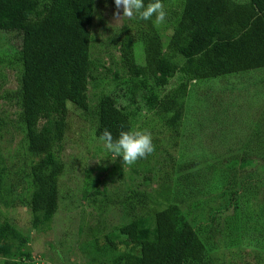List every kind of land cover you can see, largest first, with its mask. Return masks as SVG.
I'll return each instance as SVG.
<instances>
[{
  "label": "trees",
  "instance_id": "1",
  "mask_svg": "<svg viewBox=\"0 0 264 264\" xmlns=\"http://www.w3.org/2000/svg\"><path fill=\"white\" fill-rule=\"evenodd\" d=\"M95 1L0 0V33L18 39L10 54H0V83L6 80L3 70L7 69L17 82L16 88L0 97L16 106L13 116L0 117V130L9 123L21 135L15 149L6 148L13 150L9 170L18 168L15 176L25 193L19 201L31 213V226L39 233L50 230L59 211L62 176L74 177L75 172L66 169L64 152L71 133L70 111H78L89 122L97 140L105 130L114 139L121 131L177 132L189 91L197 82L205 80L206 86L220 81L224 92L232 90L229 77L264 68V0H162L166 21L158 25L154 18L129 20L111 37L112 50L104 53L107 59L93 49ZM150 2L144 0L145 5ZM137 49L142 52L141 63ZM173 78L176 83L170 85ZM90 89L96 91L95 100L89 97ZM207 96L204 93L203 99ZM142 110L148 113L145 118ZM251 126L242 151L226 159L227 164L220 161L212 166L224 173L219 187L185 179L173 183L174 174L196 169L200 154L191 161L179 160L153 136L162 160L152 166L143 158L126 165V170L116 165L110 174L118 182L139 178L135 189L121 184L123 192L119 186L111 191L108 186L113 179L100 180L101 169H82L79 187L64 194L69 212L77 214L85 205L93 209L86 218L78 212L77 228L91 245L83 252L92 255V264H204L211 260L222 264L225 256H220L216 240L223 236L231 239L223 253L239 245V254L251 247L259 258L264 257V111ZM105 154L112 153L105 149ZM170 158L165 170L164 162ZM3 161L0 151V165ZM7 167H0V173L5 174ZM149 173L159 180L151 194L146 188L139 190L152 181ZM1 189L0 203L9 206V190L5 194ZM197 195L210 205L202 225L190 221L182 208ZM114 202L120 222L109 230L104 215ZM68 219L72 227L76 219ZM30 242L3 219L1 264L31 260Z\"/></svg>",
  "mask_w": 264,
  "mask_h": 264
},
{
  "label": "rangeland",
  "instance_id": "2",
  "mask_svg": "<svg viewBox=\"0 0 264 264\" xmlns=\"http://www.w3.org/2000/svg\"><path fill=\"white\" fill-rule=\"evenodd\" d=\"M114 11L113 0L95 1V13L91 26L95 39L93 49L98 55H103L104 59H107V56L104 55L107 49L112 50L111 37L113 35L116 36L120 32L123 24L129 23L127 18L114 21ZM131 32H134V29ZM17 41L18 39H14L13 34L0 33V54H10L13 47L17 46ZM136 54L137 61L141 63L142 57H140V54L142 55V52L140 53V50L137 49ZM3 71L6 72L7 78L0 83V97L6 90L12 91L17 86L14 72L10 69ZM228 80L231 81L232 90L226 89L224 92H222L223 84L220 81L218 83L216 81L209 82L206 86L203 84L205 80L197 82L189 91L190 94H188L186 99L185 114H183L178 131H161L157 129L151 132V136L159 141L162 149L165 148L171 156L179 160L191 161L195 159L196 154L209 159L202 160L198 156L196 158L198 161L196 169L174 174L171 178L173 183L185 179L194 180L196 183L200 181L206 187L221 186L220 179L224 173L215 172L214 167L217 166H215V163L223 161L224 164H227L228 160L226 159L240 153L242 150L239 149L243 148L242 144L248 141V134L252 129L251 125L255 124V120L264 111V68L234 75L229 77ZM174 83H176L175 78L171 79L170 85ZM170 85L164 89V92L169 89ZM95 92L93 89L88 92L89 97L93 100H95V96H93ZM204 93L208 95L206 99H203ZM14 110H16V106L13 105V102H9L7 99H0V117L7 116L10 118L13 116ZM69 113L68 119L71 133L68 134L66 142L68 144L64 147V152L66 153L65 163L66 169L75 173L72 178L69 177L68 173L62 176L60 191L63 194V198L60 199L59 211L53 217L50 230L45 233H39L32 228L31 213L22 204V201H19V197L24 196L25 193L22 189V184L18 182L19 179L15 176V172L18 170L17 166L11 172L9 170L12 162H10L8 156L12 155L13 150L9 151L6 148L15 149L16 142L21 139V135L9 123L6 124L4 130H0V151L4 157L0 167L8 166L5 174L0 173V186H2V193L6 194L8 190L10 193L8 198L10 205L4 206L0 203V222L3 219H7L19 231L30 238L31 242L27 246V250L31 252V260L23 262V264H92V259H90L92 255L86 254L88 251L86 248H91L89 247L91 245L87 242L84 232L79 234L77 228L80 220L78 212H84L86 218L88 217V212H93V209L85 205L83 209L77 207V209H81L77 211V214L76 210L69 212L67 210L69 208V199L64 194L66 190L79 187L78 179L81 176L82 169L87 167L101 169L100 180L108 182L111 178L113 179L108 186L111 191L119 186L122 189L121 192H123L125 186L121 184L126 185L129 189H135L140 182L139 178L134 180L125 178V180L118 182L114 176H111L114 166L125 167L124 170L127 169V166L118 157L113 159L112 154H105L102 141L93 137L91 125L80 117L78 111L72 110ZM142 114L143 118L148 115L144 110H142ZM74 140L78 144L74 143ZM98 148H101V151ZM216 153L218 158L212 159L211 155L216 156ZM162 156L156 149L151 156L145 158V162H150V165L153 166L156 161L162 160ZM171 160L170 158L164 162L166 166L163 168L165 170L169 169ZM155 165L157 169L158 165ZM151 173L147 174V176H153ZM151 178L150 184L148 186L140 185L139 190L146 188L147 192L151 194L157 188L159 181L157 177ZM76 181V185L73 186ZM218 191L219 188L214 193H218ZM13 199L14 202L11 203ZM110 206L109 212L104 215L106 226L109 230L112 229L114 224H119L120 222L118 220L119 216H116L117 211H119L116 202L113 205L110 204ZM209 206L204 203L202 196L197 195L196 198L187 200L182 208L190 221L202 225L207 222L208 212L206 209ZM69 216L76 219L72 227L69 223ZM216 243L220 245L219 249L222 254L220 256H225L222 264H264V257L259 258V253L251 247L243 248L245 253L239 254V245H231L223 253L225 247H228V244L231 243V239L227 238V236H223L221 239L218 238ZM1 262L2 257L0 256V264ZM204 264H214V261H207Z\"/></svg>",
  "mask_w": 264,
  "mask_h": 264
},
{
  "label": "clouds",
  "instance_id": "3",
  "mask_svg": "<svg viewBox=\"0 0 264 264\" xmlns=\"http://www.w3.org/2000/svg\"><path fill=\"white\" fill-rule=\"evenodd\" d=\"M113 3L115 7L114 21H119L122 18L148 21L154 18V22L158 25L166 21L167 13L162 0H152L147 5L144 0H113ZM100 140L103 147L112 153L113 159L119 157L123 164L129 166L155 151L151 133L144 130L121 131L116 139L108 130H105L100 136Z\"/></svg>",
  "mask_w": 264,
  "mask_h": 264
}]
</instances>
